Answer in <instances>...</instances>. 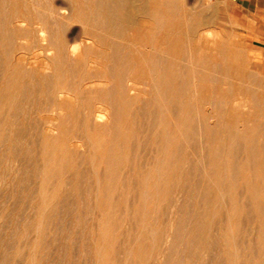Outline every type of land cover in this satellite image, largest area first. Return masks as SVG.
<instances>
[{
	"label": "rangeland",
	"instance_id": "1",
	"mask_svg": "<svg viewBox=\"0 0 264 264\" xmlns=\"http://www.w3.org/2000/svg\"><path fill=\"white\" fill-rule=\"evenodd\" d=\"M1 1H3V0H1ZM4 1L10 2L12 0H4ZM61 1H62L63 5L60 3ZM72 1L71 0H65V1H63V0H23L22 1L23 3L21 2V4H22L21 9H23L22 12L29 19V21H28L29 24H27L28 23L27 21L25 23L24 22L18 23V26H23V28L24 27L25 28L22 29V31H15V32L13 30L9 31L10 29H8L7 26L4 25V23L2 24L3 25V29H2L3 33L1 31L0 35L5 37L4 38L6 41L5 46L9 50L8 49L6 50V48L4 46H3L4 48L0 47V58H1L0 59V102L2 101L0 103V114H1L0 115V125H1L0 126V134H1L0 137H2V139L0 138V141H1L0 142V144H1L0 145L1 146L0 147V169H1L0 170V264H94V263L96 264L97 262H98L97 264H136V263L137 264H142V263L143 264H157V263L158 264H230V263H233V264H250V263L251 264H255V263L256 264H264V251H263L264 250V238H263L264 237V234H263L264 233V200H263V198H264V174H263L264 173V167H263L264 166L263 165V161H264V155H263L264 154V151H263V149H264V120H263L264 119V58H262L260 56L254 57V54L251 51L250 46H248L246 43H244L241 36L239 35L237 28H236V25H237V21L239 19L238 17L240 16V14L235 10L233 5H231L229 3L227 4L226 2H218L216 0H163V3L165 4L164 5L165 9L168 7L169 8L172 7V9L176 11L178 23L182 29L181 30V37H182L181 39L183 40L184 43L186 42L185 43V49L186 50L188 49L187 51H189V50L193 51V52H191V56H192V54H195L194 57L192 56L193 60L195 62L193 64L196 65V67H194L193 70L190 68H189V70L186 69V67H185L187 65V64H185L186 62L182 63V66L184 65V67H183L184 71H186V72L188 71L187 72L188 74L194 73L195 76L197 75L196 79L195 78L193 79L192 77L191 78L188 77V78L184 79L185 84L189 85L186 88L192 90L194 88L193 82L195 81L196 84L200 82L198 86L202 85V87H201L202 90H204V89L208 90L209 94L206 93L207 94L206 96H208L209 100H207L205 102L206 104L202 103L201 105H200V103H196L197 101L195 100L194 104L200 105L198 107V109L195 110L193 108L194 110H192L190 108L191 110L187 109V111H186L188 113L191 112L192 114H195V115L197 114L196 121L198 120V123L196 126L198 127V130L194 128V127H196L195 125H193L191 128L186 127L188 129V131H187L188 135L194 134L193 136H195V138H196L195 141L191 142L192 144L189 143V145H191V146L193 145L192 146V149H193L192 153H194V154L188 156L187 161L184 162L185 164L187 163L186 166H185V164H183L181 166V169L179 170L178 175H175L177 178L175 176H172V179H170L171 177L168 179L160 178L158 180L159 182L158 181L156 182V186L154 185L153 190H152L153 193H151V195L147 199L143 200L141 205H139L141 218L139 216V220H137V222H133L132 221V218H133L132 217V214H133L132 208L134 207V202L131 198L128 199V196H129V194H132L135 191L136 184L130 180H132V178L135 177L134 174L137 171L141 170L142 172H145L146 167L147 168L149 167V166H147V164H148V159H149L148 156H149V153L151 151V146L149 147V144L145 142V138L142 136L145 135V137L147 136L148 138H149V135H150V138L152 136L151 135L152 128H150V127L148 128L147 125L144 124L145 119L141 118V119H137L135 121L134 116L136 117L139 114L145 115V114H149V113L154 112V111H150V110L147 111L145 109L144 110L142 109L143 111H141V109L139 108V107L142 108L143 106H145L147 104V103H143V102H145V100L147 101V99H149V97H151V95L148 94L150 89L141 85V82L138 79L128 78V77H125V79H123V78L122 79H115L113 77L112 72H113L115 65H111V62H109L107 60H103L102 58L98 57L99 56L98 51L100 49L97 45L96 38H93V35L96 34L95 33L96 31L86 30L83 27H81L82 25L80 23L73 24L74 27H73V25L70 27H66L63 30L64 33H63V31L60 32L61 33L60 38H61L62 44L61 43H59V44L55 43L54 44V42L53 43L51 42V39L48 40L49 36L47 38L44 35H42V33L40 31L41 29H39V28H41L40 26L43 25L44 23L50 21V18H51L50 16H52L51 14H49V13H51L50 11L54 8L53 10H57L58 12L62 13L63 9H64L63 14H67L68 10L66 8L70 5V3ZM110 1H111L113 6L116 5L115 8L117 10V14H118L117 18L119 20L116 18L114 23L116 25H118V26L120 25L122 27L119 35L122 34L120 36L122 38H124L125 40H127L126 43L128 42V39H129V41L130 40L133 41L135 38H140V39H143L144 41L149 40L148 42H151L155 38H159L165 34L164 25L167 22L168 18H166V17L168 15H167L166 11L163 9L160 10L158 16L155 15L151 9L152 8L151 4L149 5L150 0H125L124 3H120V0H116V1L110 0ZM178 1H180V2H178ZM256 1H257V7H260L261 5L259 4V1H264V0H256ZM36 2L40 3L39 6L37 7L38 13H32V10H30V9H32L31 4L36 3ZM73 2L74 3L80 2L81 4H83L84 0H78V1L74 0ZM136 2H138V3H136ZM174 2H176L178 6L176 4H174ZM134 4L137 7H135ZM40 5H41V7H40ZM180 6H181V9H180ZM261 7L263 8V6H261ZM246 8L249 9L251 7H246ZM14 9L17 10L18 8H14ZM44 9H46V10H44ZM247 9H245L244 12H247ZM42 10H44V11H42ZM66 10H67V12H66ZM182 10L184 12H182ZM40 11H41V13H40ZM145 13H147V14H145ZM189 15H190V18H189ZM42 16L44 17L43 18L44 22H42V18H41ZM148 16H150L151 18ZM184 21H186V22H184ZM158 23H159V25H158ZM181 23H183V24H181ZM124 24H126V25H124ZM137 25H139L141 28ZM183 25L187 28V29H185V31L183 30L185 28ZM33 26H34V28H33ZM158 27H160L161 29H159ZM31 28H32V30H31ZM75 28H76V30L78 29L77 32H76ZM162 28H163V30H162ZM73 29L75 31H73ZM122 30H123V32H122ZM126 30H127V32H126ZM78 31H80L81 33ZM87 31H88V33L85 34ZM24 32H26V33H24ZM36 32H38V34ZM91 32H92V34H91ZM143 32H145V33H143ZM150 32H151V34H150ZM15 33H17V34H15ZM39 33L42 36L39 35ZM52 33L55 34L56 32H52ZM71 33L74 35H72ZM147 33H149L150 36H152V37H150L149 34H147ZM9 34H13L15 37L13 35H9ZM144 34H145V36H144ZM37 35H39V37ZM25 36H27V37H25ZM34 36H35V38H34ZM74 36H75V38H74ZM77 36H79V37H77ZM70 37H71V41H70ZM78 38L80 40H78ZM41 39H43V40L40 41ZM186 39L188 41H186ZM13 42L17 46L14 45ZM50 42L53 46L50 44ZM111 42L117 43V39L116 38L112 39ZM193 42L196 43L195 47H194ZM9 43L10 44L13 43V44L10 45ZM27 43H28V45H27ZM207 45H208V47H207ZM36 46L37 47L39 46L38 49ZM94 46H97V47H94ZM53 47H55V48H53ZM191 48H193V49H191ZM63 51H65V52H63ZM69 51L70 52L72 51L73 53L72 52L70 53ZM213 52H215V55ZM12 53H13V56H12ZM52 53H54V54H52ZM93 54H94V56H93ZM50 55H52V56H50ZM84 55H86V56H84ZM197 55H199V56H197ZM57 56H59V63L62 66L61 65H55V66L49 65L51 63V60H54ZM85 57H86V59H85ZM97 57H98V59H97ZM196 58H197V61L199 60L198 62H196ZM7 59L9 61H7ZM214 59H215V61H214ZM216 59H218V60H216ZM4 60H5V62H4ZM86 61H87V63H86ZM96 61H97V63H96ZM39 62L41 65L38 64ZM47 62H49L48 66H50V67H47V65H45V64H47ZM75 62H76V64H74ZM88 64H90V65H88ZM204 64H206V65H204ZM213 65L214 66L216 65V67H213ZM219 66L221 68H219ZM79 67H81V68H79ZM97 67H99V68H97ZM101 67L103 68V70H101ZM215 68H217V69H215ZM11 69H13V70H11ZM38 69H39V71H38ZM79 69H81V70H79ZM212 69L214 71H217V72H214ZM201 70L206 71V74L204 76L200 75ZM222 72H224L225 74H223ZM27 73H29V74H27ZM55 73H56V75H55ZM212 73H214V74H212ZM31 74H32V77H31ZM43 74H45L46 76H44ZM63 74H64V76H62ZM222 74H223V76H222ZM47 75H50L51 77L47 76ZM213 75H214V77H213ZM228 76H231V77H228ZM26 77H27V79H26ZM28 77H30V78H28ZM198 77H200V78H198ZM255 77H257V78H255ZM249 78L254 83L253 82L251 83ZM98 79H100V80H98ZM199 79H201V80L199 81ZM124 80L128 81V82L130 81V83H129L130 87H132L135 91L124 92L125 94H127V96H125V94L123 92L118 93L116 96L112 95V93H111L112 87L116 88L119 85L120 86L122 85V87L125 86L122 83ZM24 81H25V83H24ZM20 82H22V83H20ZM229 82H230V85H229ZM18 83L20 85H18ZM248 83H251V85H253V87L255 89H257L256 94H255L256 97L249 95L248 90H247L248 89L247 88ZM24 84L25 85L29 84L30 86H28V85L25 86ZM62 84H65V87ZM256 84H258V85H256ZM22 85H23V88H22ZM222 85H224V86H222ZM32 86H34L35 88L33 89ZM43 86H44V88H43ZM62 87H64L63 91H62ZM90 87H92V88H90ZM105 87H107L108 89ZM260 87H262V88H260ZM198 88L200 89V87H198ZM109 89H110V91H109ZM17 90H19L18 91L19 94H18ZM64 90H66V91H64ZM40 91H43V92H40ZM80 91H82V92H80ZM210 91H212V92H210ZM24 92H26L27 94ZM56 92H57V94H56ZM129 93L131 96L129 95ZM186 93H187L186 94L187 98H186L185 94H183V98L184 99L186 98L185 103H187V104L193 103L192 100L191 101H188V100L192 99L194 94L190 93V92H186ZM231 93H232V95H231ZM237 93H238V95H237ZM86 94H88V95H86ZM199 94L201 95V92ZM199 94H198V97H200ZM216 94L217 95L219 94V95L217 96ZM222 94H223V96H222ZM27 95H28V97H27ZM37 95L38 96L41 95V97H38ZM79 95H81V98H79L80 97ZM145 95H146V98H145ZM227 95H229V96H227ZM212 96H213V98H212ZM239 96H241V97H239ZM5 97L7 99H5ZM15 97H16V99L13 100V98H15ZM109 97H111V98L114 97V99H117L118 102L116 104H118L119 106L121 105L123 107L115 108L117 106L111 104V102L108 101L107 98H109ZM133 97H134V99H133ZM262 97H263V99H262ZM36 98H38V99H36ZM230 98H232V99H230ZM247 98L251 99V101H252L251 104L253 107H255V106L258 107V108H256L257 111L255 108H254L255 111H253V109H250V110L246 109L245 110L242 108L243 103L249 102V100ZM61 99H62V101H61ZM81 99H82V101H81ZM256 99L258 100L257 103L255 101ZM41 100H42V102H41ZM121 100H122V103H121ZM14 101L16 103H14ZM35 101H36V103H35ZM238 101L239 102L241 101V102L239 103ZM45 102H48V103H45ZM81 102H82V104H81ZM76 103H77V105H76ZM31 105H32V107H31ZM232 105H234V106H232ZM64 106H65V108H64ZM81 106L83 108H81ZM124 106H126V107H124ZM25 107H27V108H25ZM131 107H132V109H131ZM20 108L21 109L23 108V109L21 110ZM123 108H124V114L122 112ZM238 108H240V109H238ZM259 108L261 111L259 110ZM78 109H79V111H78ZM126 109H128V110H126ZM32 110H33V113H32ZM39 111H40V113H39ZM129 111H130V114H129ZM241 111H242V113H241ZM20 112H22V113H20ZM24 112H26V113H24ZM27 112H28V114H27ZM221 112H222V114H221ZM95 113H96V115H95ZM105 113H107V114L109 113V115H107ZM236 113L239 115H237ZM250 113L253 114L254 116H248V115H251ZM100 114H101V116H100ZM104 114H105V116H103ZM131 114L133 116L134 122H136V123H134V122L130 123L129 122L131 124L130 125V124H127L126 119L128 118V115H131ZM202 114L205 116H203ZM216 114H218V115H216ZM232 114L234 115V117ZM242 114H243V116H242ZM92 115H95V116L93 117ZM119 115L121 116V119L119 118L120 117ZM9 116H11V117L8 118ZM16 117H18L19 119ZM75 117H77V118H75ZM80 117H82V118H80ZM104 117H105V119H104ZM112 117H113V119L114 118L115 119L113 120ZM206 117H208V118H206ZM216 117H218L219 119ZM2 118L5 121H3ZM13 118L14 119L16 118V119L14 120ZM69 118H71V119H69ZM210 118H212V119H210ZM10 119H11V121H10ZM57 119H58V121H57ZM8 120H9V123H8ZM84 120H86V122ZM102 120H103V122H102ZM232 120L234 121V123L231 122ZM254 120H256V121H254ZM1 121L3 123H1ZM124 121H126V122H124ZM245 121H246V123H245ZM12 122H13V124H11ZM44 122H45V124H44ZM113 122H114V124H111ZM253 122H254V124H253ZM18 123H19V126H18ZM54 123H56V124H54ZM104 123H107V124H104ZM119 123H121V125ZM3 124H4V126H3ZM7 124H8V126L10 124L11 127L9 128L7 126ZM40 124H41V126H40ZM43 124L45 126H43ZM85 124H87V126ZM91 124H93V125H91ZM110 124L113 125V126H111L112 128H110ZM137 124H139V125H137ZM142 124H144V125H142ZM234 124H235V126H234ZM88 125H90V126H88ZM135 125H137V126H135ZM6 126H7V128H6ZM210 126H212L214 129L212 127L210 128ZM113 127H114V129H113ZM36 128H38V129H36ZM48 128L50 129V131ZM67 128H68V131H67ZM156 128H157V130L161 129V127H156ZM208 128L211 131H209ZM228 128H229V130H228ZM61 129H63V131H61ZM84 129L87 131H85ZM91 129H92V131H91ZM111 129L113 131H116V132H113ZM141 129L144 130L146 133L144 131H142ZM149 129H150V131H149ZM203 129L205 132L203 131ZM244 129H245V132L243 134H241V131H243ZM38 130H40V131H38ZM147 130H148V132H147ZM10 131H12V132H10ZM233 131L235 132V134ZM9 132L11 134L14 133V135H10ZM85 132H87V133H85ZM120 132H121V134H120ZM4 133H6V134L4 135ZM18 133H19V135H18ZM36 133H37V135H36ZM59 133H60V136H59ZM51 134H53V135L51 136ZM128 135H129V140H128ZM133 135H135V136H133ZM204 135L206 137V139H205V137H203V139L205 140V141L203 140L204 144L202 141L197 142L199 140V138H202V136H204ZM211 135H212V137H211ZM19 136H20V138H19ZM117 136L118 137L120 136V138H119L120 140L118 139ZM130 136L134 137V141ZM10 137H12L13 139L11 138V140H10ZM64 137H66V138H64ZM113 137H115V138H113ZM231 137L232 138L233 137H239L241 139L237 142H234V144L236 146L241 145L240 147H242L243 151H241L242 149L239 150V152L241 151L239 153V158L233 157V158H230V160H229V158H226L225 159L226 161L225 160L222 161L223 159L221 158L220 155H218V154H220V152H219L220 148L219 147H222V146L229 147L232 144ZM51 138L53 140H50ZM111 138H112V140H111ZM41 139H43L42 142H41ZM96 139L98 140V142ZM103 140H104V142H103ZM209 141H211V142H209ZM250 141H251V143H249ZM2 142L4 145L2 144ZM25 143H26V145H25ZM41 143H43V144L40 145ZM105 143H106V145H105ZM194 143H197L198 145L197 144L195 145ZM236 143H238V144H236ZM89 144L93 148H91V147L89 148ZM138 144H140V145H138ZM209 144H210V146H209ZM251 144H253V146ZM10 146H12V147H10ZM28 146L31 150L28 148ZM59 146L62 148H60ZM198 146H199V148H198ZM202 146L203 147L205 146L207 148L206 149L207 151H204V154L202 155L203 157L200 154V149ZM41 147H43L44 149ZM130 147L133 148L132 149L133 151L131 150ZM243 147H245V148H243ZM115 148L117 151L115 150ZM22 149H23V151H22ZM123 149H124V151H123ZM40 150L41 151L44 150V151L41 152ZM105 150L107 152H105ZM120 150H121V152H120ZM138 150H141L140 154H139ZM60 151H61V153H63V156L60 153ZM142 151H143V153H142ZM10 152H11V154H10ZM57 152H59V154H57ZM125 152H126V154H125ZM135 153H137V154H135ZM250 153H251V155L256 156L257 158L256 157L253 158L250 155ZM31 154L33 157L31 156ZM68 154H70V155H68ZM86 155H88V156L86 157ZM97 155H99V156H97ZM104 155H106V156H104ZM196 155L198 156L197 158L194 157ZM132 156H134V157H132ZM190 156H192V157H190ZM16 157H18V159ZM30 157L32 159H30ZM35 157H36V159H35ZM19 158H21V159H19ZM104 158L106 159L107 162L109 161L108 164L106 163ZM198 158L201 160L199 161ZM56 159H57V161H56ZM193 159H195V160H193ZM258 159H260V160H258ZM34 160H35V162H34ZM113 160L115 161V163ZM116 160H117V162H120V163L118 164L116 162ZM139 160H140V164H139ZM189 160H191V161H189ZM232 160L234 162L235 161L238 162V164H236L235 167L230 165V162ZM36 161H37V164H36ZM95 161H97V162L95 163ZM141 161H142V163H141ZM145 161L147 162V164ZM32 162L35 165H33ZM43 162H45V164H43ZM84 162H86V163H84ZM188 162L190 164H188ZM191 162L194 165H191ZM222 162H224V163H222ZM237 162H235V163H237ZM241 162H243V163H241ZM92 163H94V164H92ZM198 163L200 164V166ZM250 163H252V165ZM84 164H85V166H84ZM115 164H117V165L114 166ZM127 164H129V165H127ZM134 165L136 167H134ZM259 165L261 168L259 167ZM113 166H114V169H113ZM129 166H130V168H129ZM222 166L223 167L225 166L224 167L225 171H223ZM241 166L243 167L244 170L242 169ZM43 167H45V168L43 169ZM126 167H128V168H126ZM164 167L166 168V166H163V165L160 167L162 169H160L159 175L163 174L164 169H165ZM208 167H210V168H208ZM216 167H218V168H216ZM256 167L257 168L259 167V169H257ZM75 168H77V169H75ZM91 168H93V169H91ZM252 168H254V169H252ZM120 169H121V171H120ZM211 170H212V172H211ZM236 170H237V172H235ZM241 170H243V171H241ZM37 171H38V173H37ZM205 171H207V172H205ZM43 172L45 173L44 175H43ZM255 172H258V173H255ZM112 173H114V174H112ZM233 174H234V177H232ZM260 174H263V175H260ZM218 175L221 176V178ZM255 175H257V177ZM81 176H83V177H81ZM109 176H110V178H109ZM205 176L207 177L206 179L204 178ZM208 176L210 178H208ZM226 176H227V178H226ZM26 177H28V178L26 179ZM104 177H106V178H104ZM111 177H113V178H111ZM61 179H62V181H61ZM230 179L232 180V182H230L231 181ZM68 180L70 181V183ZM111 180H112V182H111ZM203 180H205V182ZM249 180H251V181H249ZM129 181H130V183H129ZM238 181L240 183H238ZM61 182L64 185L61 184ZM107 182H109V184ZM104 183H106V184L104 185ZM192 183H194V184H192ZM243 183H244V185H243ZM59 184H61V186ZM115 184H117V185H115ZM170 184H171V186H170ZM224 184H226V185L224 186V189H223L222 185H224ZM133 185H135V187ZM249 185H251V186L249 187ZM39 189L41 190V192H39L40 191ZM132 190H133V192H132ZM215 190H217V191H215ZM60 191H61V193H60ZM212 191H213V193H212ZM239 191H241V192H239ZM156 194L158 196L159 195L160 196L157 197ZM155 195H156V197H155ZM220 195H221V197H220ZM256 197H257V199H256ZM40 198L42 199V201ZM156 198H158V199H156ZM195 198H197V199H195ZM245 198H247V199H245ZM259 200H260V202H259ZM144 201L146 202L145 204H144ZM154 201H156L157 204ZM40 203H42V205H40ZM48 203H49V205H48ZM218 204H221V207H222L221 209L219 208L220 205H218ZM223 204H226V205H223ZM41 206L43 207V209ZM176 206L178 208H175ZM196 206L198 207V210H197ZM46 207H47V209H45ZM50 207H52V208H50ZM141 207H142V209H141ZM213 207L216 209H214ZM248 207H250V208H248ZM219 209H220V211H219ZM42 211L47 212V214L43 213ZM176 212H178V213H176ZM259 212H260V215H259ZM212 214H213V216H212ZM43 215H45V216H43ZM220 217H221V219H220ZM184 220H185V222H184ZM130 223H131V225H130ZM241 223H242V225H241ZM38 224L39 225L41 224V226H39ZM225 224H227V225H225ZM248 224H249V226H248ZM245 225H247V226H245ZM254 225H256V226L254 227ZM232 227H233V229H232ZM208 229H210V231ZM159 231H161V232H159ZM169 231H170V233H169ZM100 232H102V233H100ZM249 232H250V234H249ZM251 232H253V233H251ZM102 234H104L103 237H102ZM220 234H221V236H220ZM125 236H127V237H125ZM241 236H243V237H241ZM167 237H168V239H167ZM205 237H206V239H204ZM244 237L246 239H243ZM103 239H104V241H102ZM109 240L111 243L109 242ZM121 240L124 242H122ZM238 242H240V243L238 244ZM258 243H259V245H258ZM206 244H207V246H206ZM230 247H232V248H230ZM255 247H257V248H255ZM194 248H196L197 250ZM199 250H200V252H203V253L198 252ZM196 252H198V254ZM204 252H207V253L204 254ZM245 252L247 254H245ZM151 254L153 255V257H151L152 256ZM124 255H125V257H124ZM160 256H162V258ZM130 258H132V259H130ZM159 258H161V260ZM255 260H256V262H254ZM228 261H230V263Z\"/></svg>",
	"mask_w": 264,
	"mask_h": 264
},
{
	"label": "bare ground",
	"instance_id": "2",
	"mask_svg": "<svg viewBox=\"0 0 264 264\" xmlns=\"http://www.w3.org/2000/svg\"><path fill=\"white\" fill-rule=\"evenodd\" d=\"M23 1V0H22ZM21 0H12V1H10V2H5L4 0L3 1H1L0 0V32L2 31V29H3V23H4V25L5 26H7V28L8 29H10L9 31H11V30H13L14 32L15 31H22V29H24L23 28V26H18V23H25L26 21L28 22L29 21V19L26 17V15L22 12V10L23 9H21V6H22V4H21V2H22ZM63 1H65V0H63ZM72 1V0H71ZM74 1V0H73ZM71 2L70 3V5L66 8L67 10H68V13L67 14H63V12H64V9H63V12L62 13H60V12H58L57 10H49L51 13H49V14H51L52 16H50L51 18H50V21H48V22H46V23H44L43 25H41L40 27L41 28H39V29H41L40 31H41V33H42V35H44L45 37H47L48 38V36H49V39L48 40H50L51 39V42L53 43L54 42V44L55 43H61V38H60V36H61V33L60 32H62L66 27H70V26H72L73 24H76V23H80L82 26L81 27H83L84 29H86V30H92V31H96L95 33L96 34H94L93 35V38H96V40H97V45H98V47H99V51H98V57L99 58H102L103 60H107V61H109V62H111V65H115L114 66V69H113V72H112V75H113V77L115 78V79H125V77H128V78H134V79H138L140 82H141V85H143L144 87H146V88H149L150 89V91L148 92V94L149 95H151V97H149V99H147V101L145 100V102H143V103H147L145 106H143L142 108L141 107H139L140 109H141V111H143L144 109L145 110H150V111H154L153 113H149V114H145V115H137L136 117L134 116V119H135V121L137 120V119H141V118H144L145 119V123L144 124H146L147 125V127L149 128H152V132H151V138H150V135H149V138L146 136L145 137V135L144 136H142V137H144L145 138V142L146 143H148L149 144V147L151 146V151H150V153H149V159H148V164H147V162H146V164H147V166H149L148 168L146 167V171L145 172H142L141 170L140 171H137L134 175H135V177H133L132 178V180H130V181H132V182H134L135 184H136V188H135V191L133 192V190H132V194H129V196H128V199H132L133 200V202H134V207L132 208L133 209V211H132V221L133 222H137V220H139V216H140V210H139V205H141V203L143 202V200H145V199H147L150 195H151V193H153V187H154V185L156 186V182L160 179V178H162V179H168V178H170V179H172V176H175V175H178V173H179V170L181 169V166L183 165V164H185L184 162L185 161H187V159H188V156L189 155H193L194 153H192V146L191 145H189V143H191L192 141H195L196 140V138H195V136H193V135H188V133H187V131H188V129L186 128V127H189V128H191L193 125H197V123H198V120L196 121V119H197V114L195 115V114H192L190 111V113H188V112H186L187 111V109H192V110H196V109H198V107L202 104V103H205L207 100H209L208 99V96H206L207 94L206 93H208V90H206V89H204V90H202L201 89V87H202V85H200V86H198L199 85V83H197L196 84V82L194 81L193 82V86H194V88L191 90V89H187L186 87L187 86H189V85H186L185 84V78H188V77H192L193 79L195 78L196 79V76L194 75V73H192V74H188L186 71H184L183 69V67H184V65L182 66V63L183 62H186L185 64H187L185 67H186V69H188L189 70V68L190 69H194V67H196V65H194L193 63H195L194 62V60H193V57H194V55L195 54H192V56H191V52H193V51H187L186 49H185V43L183 42V40L181 39L182 37H181V27L179 26V23H178V18H177V16H176V11L175 10H173L172 9V7L171 8H166L165 9V7H164V3H163V0H150V3H149V5L151 4V9H152V11H153V13L155 14V15H157L158 16V14H159V12H160V10H165L166 11V13H167V17L166 18H168L167 19V22L165 23V25H164V29H165V34L163 35V36H161V37H159V38H155L154 40H152L151 42H148V41H144L143 39H140V38H135L133 41H129V39H128V42L126 43V41L127 40H125L124 38H122L120 35H122V34H120L119 35V33L121 32V29H122V27L119 25H116L114 22H115V20H116V18H117V10H116V5H112V3H111V1L110 0H84V3L83 4H81L80 2ZM76 1V0H75ZM78 1V0H77ZM114 1V0H113ZM116 1V0H115ZM29 2V1H28ZM35 2V1H34ZM125 2V0H120V3H124ZM147 2V1H146ZM165 2V1H164ZM178 2H180V1H178ZM185 2V1H184ZM23 3V2H22ZM27 3V2H26ZM61 4H62V1L60 2ZM114 3V2H113ZM134 3V2H133ZM132 3V4H133ZM136 3H138V2H136ZM39 4L40 3H38V2H36V3H32L31 4V8L32 9H30V10H32V13H38V9H37V7L39 6ZM116 4V3H115ZM140 4V3H139ZM173 4V3H172ZM174 4H176L177 5V3L176 2H174ZM53 5V4H52ZM57 5V4H56ZM63 5V4H62ZM182 5V4H181ZM26 6V5H25ZM129 6V5H128ZM127 6V7H128ZM134 6H135V4H134ZM144 6V5H143ZM170 6V5H169ZM178 6V5H177ZM184 6V5H183ZM40 7H41V5H40ZM135 7H137V6H135ZM14 8H18L17 10H15ZM133 8V7H132ZM144 8V7H143ZM149 8V7H148ZM27 9V8H26ZM123 9V8H122ZM147 9V8H146ZM180 9H181V6H180ZM44 10H46V9H44ZM44 10H42V11H44ZM67 10H66V12H67ZM138 10V9H137ZM136 11V10H135ZM145 12V11H144ZM150 12V11H149ZM148 12V13H149ZM182 12H184L183 10H182ZM26 13V12H25ZM40 13H41V11H40ZM47 13V14H48ZM152 13V12H151ZM165 13V12H164ZM165 13V14H166ZM27 14V13H26ZM137 14V13H136ZM145 14H147V13H145ZM186 14V13H185ZM184 14V15H185ZM33 15V14H32ZM35 15V14H34ZM42 15V14H41ZM37 16V15H36ZM40 16V15H39ZM44 16V15H43ZM41 17L42 18V22H44V20H43V18L44 17ZM121 16V15H120ZM181 16V15H180ZM123 17V16H122ZM148 17H150V16H148ZM153 17V16H152ZM40 18V19H41ZM48 18V17H47ZM151 18V17H150ZM185 18V17H184ZM189 18H190V15H189ZM188 18V19H189ZM196 18V17H195ZM118 19V18H117ZM125 19V18H124ZM199 19V18H198ZM35 20V19H34ZM119 20V19H118ZM163 20V19H162ZM40 21V20H39ZM121 21V20H120ZM181 21V20H180ZM188 21V20H187ZM32 22V21H31ZM41 22V21H40ZM184 22H186V21H184ZM27 24H29V22L27 23ZM36 24V23H35ZM161 24V25H162ZM181 24H183V23H181ZM192 24V23H191ZM40 25V24H39ZM124 25H126V24H124ZM158 25H159V23H158ZM35 26V25H34ZM34 26H33V28H34ZM137 26H139V25H137ZM184 26V25H183ZM38 27V26H37ZM73 27H74V25H73ZM140 27V26H139ZM185 27V26H184ZM134 28V27H133ZM141 28V27H140ZM156 28V27H155ZM159 29H161L160 27H158ZM71 29V28H70ZM185 29H187L186 27L183 29L184 31H185ZM191 29V28H190ZM31 30H32V28H31ZM30 30V31H31ZM68 30V29H67ZM75 30H76V28H75ZM74 29H73V31H75ZM78 30V29H77ZM77 30H76V32H77ZM114 30V31H113ZM162 30H163V28H162ZM7 31V30H6ZM5 31V32H6ZM24 31V30H23ZM34 31V30H33ZM66 31V30H65ZM81 31V30H80ZM80 31H78V32H80ZM146 31V30H145ZM187 31V30H186ZM52 32H56L55 34L54 33H52ZM90 32V31H89ZM122 32H123V30H122ZM126 32H127V30H126ZM136 32V31H135ZM162 32V31H161ZM2 33H3V31H2ZM24 33H26V32H24ZM28 33V32H27ZM34 33V32H33ZM37 34H38V32H36ZM63 33H64V31H63ZM81 33V32H80ZM88 33V31L85 33V34H87ZM143 33H145V32H143ZM163 33V32H162ZM14 34V33H13ZM13 34H9V35H13ZM15 34H17V33H15ZM23 34V33H22ZM35 34V33H34ZM72 34V33H71ZM70 34V35H71ZM79 34V33H78ZM91 34H92V32H91ZM90 34V35H91ZM132 34V33H131ZM130 34V35H131ZM142 34V33H141ZM147 34H149V33H147ZM150 34H151V32H150ZM150 34H149V36H150ZM154 34V33H153ZM152 34V35H153ZM190 34V33H189ZM5 35V34H4ZM26 35V34H25ZM32 35V34H31ZM39 35H41L40 33H39ZM39 35H37L38 37H39ZM41 35V36H42ZM64 35V34H63ZM72 35H74V34H72ZM125 35V34H124ZM135 35V34H134ZM185 35V34H184ZM188 35V34H187ZM14 36V35H13ZM12 36V37H13ZM40 36V37H41ZM43 36V37H44ZM80 36V35H79ZM79 36H77V37H79ZM133 36V35H132ZM142 36V35H141ZM144 36H145V34H144ZM143 36V37H144ZM15 37V36H14ZM13 37V38H14ZM25 37H27V36H25ZM72 37V36H71ZM71 37H70V41H71ZM125 37V36H124ZM150 37H152V36H150ZM5 37H3L2 35H0V47H5L6 48V46H5V39H4ZM7 38V37H6ZM34 38H35V36H34ZM74 38H75V36H74ZM117 39V43L116 42H111V40L112 39ZM21 39V38H20ZM91 39V38H90ZM133 39V38H132ZM13 40V39H12ZM39 40V39H38ZM43 39H41L40 41H42ZM78 40H80L79 38H78ZM11 41V40H10ZM15 41V40H14ZM22 41V40H21ZM186 41H188L187 39H186ZM51 42H50V44H51ZM191 42V41H190ZM200 42V41H199ZM14 43V42H13ZM12 43V44H13ZM25 43V42H24ZM23 43V44H24ZM44 43V42H43ZM194 43V42H193ZM207 43V42H206ZM10 44V43H9ZM12 44H10V45H12ZM57 44V45H58ZM62 44V43H61ZM128 44V45H127ZM188 44V43H187ZM192 44V43H191ZM201 44V43H200ZM14 45H16L15 43H14ZM13 45V46H14ZM27 45H28V43H27ZM34 45V44H33ZM43 45V44H42ZM52 45V44H51ZM189 45V44H188ZM195 45H196V43H194V47H195ZM211 45V44H210ZM17 46V45H16ZM35 46V45H34ZM46 46V45H45ZM53 46V45H52ZM59 46V45H58ZM3 47V48H4ZM23 47V46H22ZM37 47V46H36ZM39 47V46H38ZM38 47H37V49H38ZM61 47V46H60ZM82 47V46H81ZM94 47H97V46H94ZM130 47V48H129ZM188 47V46H187ZM186 47V48H187ZM205 47V46H204ZM207 47H208V45H207ZM211 47V46H210ZM13 48V47H12ZM25 48V47H24ZM35 48V47H34ZM53 48H55V47H53ZM69 48V47H68ZM8 48H6V50H7ZM29 49V48H28ZM40 49V48H39ZM42 49V48H41ZM44 49V48H43ZM59 49V48H58ZM66 49V48H65ZM97 49V48H96ZM190 49V48H189ZM191 49H193V48H191ZM9 50V49H8ZM32 50V49H31ZM68 50V49H67ZM3 51V50H2ZM21 51V50H20ZM23 51V50H22ZM28 51V50H27ZM44 51V50H43ZM97 51V50H96ZM198 51V50H197ZM63 52H65V51H63ZM70 52V51H69ZM72 52V51H71ZM70 52V53H71ZM87 52V51H86ZM95 52V51H94ZM16 53V52H15ZM48 53V52H47ZM50 53V52H49ZM73 53V52H72ZM199 53V52H198ZM214 53V55H215V52H213ZM51 54V53H50ZM52 54H54V53H52ZM69 54V53H68ZM97 54V53H96ZM203 54V53H202ZM48 55V54H47ZM205 55V54H204ZM210 55V54H209ZM213 55V56H214ZM12 56H13V53H12ZM49 56V55H48ZM50 56H52V55H50ZM74 56V55H73ZM84 56H86V55H84ZM93 56H94V54H93ZM197 56H199V55H197ZM196 56V57H197ZM217 56V55H216ZM10 57V56H9ZM72 57V56H71ZM98 57H97V59H98ZM46 58V57H45ZM67 58V57H66ZM207 58V57H206ZM220 58V57H219ZM1 59V58H0ZM54 59V58H53ZM64 59V58H63ZM85 59H86V57H85ZM96 59V60H97ZM203 59V58H202ZM6 60V59H5ZM5 60H4V62H5ZM205 60V59H204ZM216 60H218V59H216ZM7 61H9L8 59H7ZM62 61V60H61ZM199 61V60H198ZM197 61V58H196V62H198ZM214 61H215V59H214ZM65 62V61H64ZM70 62V61H69ZM7 63V62H6ZM5 63V64H6ZM42 63V62H41ZM48 63L49 62H47V64H45V65H47V67H50V66H48ZM86 63H87V61H86ZM90 63V62H89ZM96 63H97V61H96ZM216 63V62H215ZM9 64V63H8ZM14 64V63H13ZM17 64V63H16ZM38 64H40V62L38 63ZM43 64V63H42ZM73 64V63H72ZM71 64V65H72ZM74 64H76V62L74 63ZM25 65V64H24ZM41 65V64H40ZM49 65H61L60 63H59V56H57L54 60H51V63L49 64ZM88 65H90V64H88ZM97 65V64H96ZM95 65V66H96ZM204 65H206V64H204ZM203 65V66H204ZM218 65V64H217ZM62 66V65H61ZM73 66V65H72ZM208 66V65H207ZM221 66V65H220ZM219 66V68H221ZM223 66V65H222ZM227 66V65H226ZM23 67V66H22ZM199 67V66H198ZM201 67V66H200ZM213 67H216V65L214 66L213 65ZM232 67V66H231ZM234 67V66H233ZM68 68V67H67ZM71 68V67H70ZM79 68H81V67H79ZM97 68H99V67H97ZM202 68V67H201ZM96 69V68H95ZM215 69H217V68H215ZM228 69V68H227ZM11 70H13V69H11ZM79 70H81V69H79ZM98 70V69H97ZM100 70V69H99ZM101 70H103V68L101 67ZM213 70V69H212ZM219 70V69H218ZM221 70V69H220ZM224 70V69H223ZM231 70V69H230ZM33 71V70H32ZM38 71H39V69H38ZM214 71V70H213ZM237 71V70H236ZM8 72V71H7ZM17 72V71H16ZM60 72V71H59ZM214 72H217V71H214ZM9 73V72H8ZM39 73V72H38ZM46 73V72H45ZM51 73V72H50ZM90 73V72H89ZM223 74H225L224 72H222ZM245 73V72H244ZM27 74H29V73H27ZM52 74V73H51ZM206 74V71L205 70H201L200 71V75H202V76H204ZM212 74H214V73H212ZM221 74V73H220ZM223 74H222V76H223ZM6 75V74H5ZM44 76H46L45 74H43ZM55 75H56V73H55ZM75 75V74H74ZM208 75V74H207ZM211 75V74H210ZM47 76H50V75H47ZM62 76H64V74L62 75ZM66 76V75H65ZM111 76V75H110ZM212 76V75H211ZM246 76V75H245ZM31 77H32V74H31ZM51 77V76H50ZM84 77V76H83ZM95 77V76H94ZM213 77H214V75H213ZM227 77V76H226ZM228 77H231V76H228ZM249 77V76H248ZM247 77V78H248ZM254 77V76H253ZM17 78V77H16ZM28 78H30V77H28ZM60 78V77H59ZM70 78V77H69ZM93 78V77H92ZM198 78H200V77H198ZM208 78V77H207ZM221 78V77H220ZM240 78V77H239ZM255 78H257V77H255ZM26 79H27V77H26ZM25 79V80H26ZM63 79V78H62ZM66 79V78H65ZM72 79V78H71ZM230 79V78H229ZM243 79V78H242ZM46 80V79H45ZM56 80V79H55ZM54 80V81H55ZM89 80V79H88ZM98 80H100V79H98ZM109 80V79H108ZM107 80V81H108ZM201 79H199V81H200ZM249 80H250V82L252 83L253 81H251V79L249 78ZM15 81V80H14ZM21 81V80H20ZM27 81V80H26ZM64 81V80H63ZM66 81V80H65ZM69 81V80H68ZM19 82V81H18ZM30 82V81H29ZM67 82V81H66ZM89 82V81H88ZM109 82V81H108ZM205 82V81H204ZM213 82V81H212ZM20 83H22V82H20ZM24 83H25V81H24ZM32 83V82H31ZM30 83V84H31ZM40 83V82H39ZM50 83V82H49ZM56 83V82H55ZM70 83V82H69ZM73 83V82H72ZM87 83V82H86ZM119 83V82H118ZM121 83V82H120ZM125 86H123L122 87V85L120 86H118V87H112V90H111V93H112V95H117L118 93H121V92H133V91H135L132 87H130V81L128 82V81H123L122 82ZM138 83V82H137ZM251 83H248L247 84V90H248V93H249V95L250 96H253V97H256L255 96V94H256V91H257V89H255L254 87H253V85H251ZM254 83V82H253ZM259 83V82H258ZM41 84V83H40ZM71 84V83H70ZM77 84V83H76ZM84 84V83H83ZM189 84V83H188ZM191 84V83H190ZM18 85H20L19 83H18ZM25 85V84H24ZM26 85H28V86H30L29 84H26ZM25 85V86H26ZM46 85V84H45ZM54 85V84H53ZM62 85H64V87H65V84H62ZM72 85V84H71ZM70 85V86H71ZM75 85V84H74ZM115 85V84H114ZM209 85V84H208ZM225 85V84H224ZM224 85H222V86H224ZM229 85H230V82H229ZM241 85V84H240ZM256 85H258V84H256ZM3 86V85H2ZM7 86V85H6ZM24 86V87H25ZM80 86V85H79ZM137 86V85H136ZM139 86V85H138ZM210 86V85H209ZM19 87V86H18ZM33 87V89L35 88L34 86H32ZM38 87V86H37ZM49 87V86H48ZM57 87V86H56ZM64 87H62V91H63V88ZM142 87V86H141ZM140 87V88H141ZM143 87V88H144ZM198 87H200V89L198 88ZM3 88V87H2ZM21 88V87H20ZM22 88H23V85H22ZM29 88V87H28ZM43 88H44V86H43ZM42 88V89H43ZM54 88V87H53ZM67 88V87H66ZM90 88H92V87H90ZM105 88H107V87H105ZM205 88V87H204ZM215 88V87H214ZM257 88V87H256ZM260 88H262V87H260ZM259 88V89H260ZM19 89V88H18ZM76 89V88H75ZM108 89V88H107ZM211 89V88H210ZM218 89V88H217ZM226 89V88H225ZM224 89V90H225ZM244 89V88H243ZM32 90V89H31ZM41 90V89H40ZM67 90V89H66ZM66 90H64V91H66ZM88 90V89H87ZM220 90V89H219ZM218 90V91H219ZM19 90H17V92H18ZM39 91V90H38ZM107 91V90H106ZM109 91H110V89H109ZM215 91V90H214ZM213 91V92H214ZM259 91V90H258ZM22 92V91H21ZM29 92V91H28ZM40 92H43V91H40ZM80 92H82V91H80ZM89 92V91H88ZM104 92V91H103ZM186 92H190V93H193L194 95H193V97H192V99H190V100H188V101H193V103H189V104H187V103H185V101H186V98H187V93ZM201 92V95L199 94ZM210 92H212V91H210ZM216 92V91H215ZM241 92V91H240ZM24 93H26V92H24ZM45 93V92H44ZM47 93V92H46ZM67 93V92H66ZM96 93V92H95ZM105 93V92H104ZM110 93V92H109ZM218 93V92H217ZM230 93V92H229ZM7 94V93H6ZM17 94V93H16ZM18 94H19V92H18ZM17 94V95H18ZM27 94V93H26ZM36 94V93H35ZM56 94H57V92H56ZM69 94V93H68ZM81 94V93H80ZM89 94V93H88ZM88 94H86V95H88ZM93 94V93H92ZM125 94V93H124ZM134 94V93H133ZM183 94H185V96H186V98L184 99L183 98ZM198 94L200 95V97H198ZM209 94V93H208ZM25 95V94H24ZM32 95V94H31ZM129 95H130V93H129ZM190 95V94H189ZM211 95V94H210ZM217 95V94H216ZM219 95V94H218ZM217 95V96H218ZM231 95H232V93H231ZM237 95H238V93H237ZM244 95V94H243ZM2 96V95H1ZM38 96V95H37ZM48 96V95H47ZM80 97L79 98H81V95H79ZM90 96V95H89ZM88 96V97H89ZM101 96V95H100ZM121 96V95H120ZM125 96H127V94H125ZM131 96V95H130ZM184 96V97H185ZM216 96V97H217ZM222 96H223V94H222ZM227 96H229V95H227ZM7 97V96H6ZM5 97V99H7ZM21 97V96H20ZM24 97V96H23ZM27 97H28V95H27ZM38 97H41V95L40 96H38ZM60 97V96H59ZM77 97V96H76ZM86 97V96H85ZM91 97V96H90ZM95 97V96H94ZM98 97V96H97ZM102 97V96H101ZM189 97V96H188ZM191 97V96H190ZM239 97H241V96H239ZM92 98V97H91ZM117 98V97H116ZM145 98H146V95H145ZM144 98V99H145ZM212 98H213V96H212ZM219 98V97H218ZM258 98V97H257ZM14 99H16V97L15 98H13V100ZM35 99V98H34ZM36 99H38V98H36ZM93 99V98H92ZM108 99V101H110L111 102V104H113V105H116L117 107H115V108H121V107H123V106H119L118 104H116L117 102H118V100L117 99H114V97L113 98H111V97H109V98H107ZM129 99V98H128ZM133 99H134V97H133ZM230 99H232V98H230ZM235 99V98H234ZM248 100H249V102L248 103H243V105H242V108L243 109H248V110H250V109H253V111H255L254 110V108L256 109V108H258V107H253L252 106V104H251V99L250 98H247ZM254 99V98H253ZM262 99H263V97H262ZM94 100V99H93ZM120 100V99H119ZM132 100V99H131ZM195 100L197 101L196 103H200V105H198V104H194L195 103ZM217 100V99H216ZM240 100V99H239ZM32 101V100H31ZM34 101V100H33ZM61 101H62V99H61ZM81 101H82V99H81ZM86 101V100H85ZM91 101V100H90ZM95 101V100H94ZM124 101V100H123ZM218 101V100H217ZM225 101V100H224ZM230 101V100H229ZM256 101V103L258 102V100L256 99L255 100ZM2 102V101H1ZM0 102V103H1ZM25 102V101H24ZM41 102H42V100H41ZM59 102V101H58ZM120 102V101H119ZM239 102V101H238ZM241 102V101H240ZM239 102V103H240ZM245 102V101H244ZM14 103H16L15 101H14ZM34 103V102H33ZM35 103H36V101H35ZM45 103H48V102H45ZM56 103V102H55ZM95 103V102H94ZM121 103H122V100H121ZM134 103V102H133ZM223 103V102H222ZM233 103V102H232ZM235 103V102H234ZM26 104V103H25ZM40 104V103H39ZM58 104V103H57ZM81 104H82V102H81ZM130 104V103H129ZM206 104V103H205ZM216 104V103H215ZM225 104V103H224ZM2 105V104H1ZM45 105V104H44ZM48 105V104H47ZM46 105V106H47ZM61 105V104H60ZM76 105H77V103H76ZM96 105V104H95ZM108 105V104H107ZM131 105V104H130ZM211 105V104H210ZM221 105V104H220ZM230 105V104H229ZM228 105V106H229ZM256 105V104H255ZM22 106V105H21ZM20 106V107H21ZM38 106V105H37ZM67 106V105H66ZM141 106V105H140ZM203 106V105H202ZM225 106V105H224ZM232 106H234V105H232ZM237 106V105H236ZM235 106V107H236ZM31 107H32V105H31ZM35 107V106H34ZM78 107V106H77ZM104 107V106H103ZM108 107V106H107ZM124 107H126V106H124ZM130 107V106H129ZM138 107V106H137ZM219 107V106H218ZM17 108V107H16ZM25 108H27V107H25ZM30 108V107H29ZM64 108H65V106H64ZM81 108H83L82 106H81ZM87 108V107H86ZM105 108V107H104ZM111 108V107H110ZM194 108V109H193ZM204 108V107H203ZM208 108V107H207ZM222 108V107H221ZM224 108V107H223ZM228 108V107H227ZM230 108V107H229ZM13 109V108H12ZM11 109V110H12ZM19 109V108H18ZM21 109V108H20ZM23 109V108H22ZM21 109V110H22ZM40 109V108H39ZM38 109V110H39ZM44 109V108H43ZM63 109V108H62ZM92 109V108H91ZM112 109V108H111ZM131 109H132V107H131ZM143 109V110H142ZM190 109V110H191ZM238 109H240V108H238ZM262 109V108H261ZM29 110V109H28ZM27 110V111H28ZM34 110V109H33ZM33 110H32V113H33ZM51 110V109H50ZM66 110V109H65ZM83 110V109H82ZM120 110V109H119ZM126 110H128V109H126ZM134 110V109H133ZM211 110V109H210ZM230 110V109H229ZM259 110H260V108H259ZM31 111V110H30ZM78 111H79V109H78ZM92 111V110H91ZM115 111V110H114ZM118 111V110H117ZM116 111V112H117ZM135 111V110H134ZM207 111V110H206ZM212 111V110H211ZM217 111V110H216ZM256 111H257V109H256ZM261 111V110H260ZM60 112V111H59ZM76 112V111H75ZM101 112V111H100ZM109 112V111H108ZM123 114H124V108H123ZM128 112V111H127ZM132 112V111H131ZM140 112V111H139ZM213 112V111H212ZM228 112V111H227ZM233 112V111H232ZM251 112V111H250ZM3 113V112H2ZM5 113V112H4ZM20 113H22V112H20ZM24 113H26V112H24ZM30 113V112H29ZM38 113V112H37ZM39 113H40V111H39ZM80 113V112H79ZM84 113V112H83ZM89 113V112H88ZM99 113V112H98ZM137 113V112H136ZM147 113V112H146ZM194 113V112H193ZM201 113V112H200ZM205 113V112H204ZM216 113V112H215ZM224 113V112H223ZM241 113H242V111H241ZM11 114V113H10ZM27 114H28V112H27ZM58 114V113H57ZM90 114V113H89ZM88 114V115H89ZM105 114H107V113H105ZM105 114L103 115V116H105ZM127 114V113H126ZM129 114H130V111H129ZM199 114V113H198ZM212 114V113H211ZM221 114H222V112H221ZM237 114V113H236ZM251 114V113H250ZM1 115V114H0ZM9 115V114H8ZM21 115V114H20ZM33 115V114H32ZM37 115V114H36ZM80 115V114H79ZM95 115H96V113H95ZM95 115H92L93 117L95 116ZM107 115H109V113L107 114ZM201 115V114H200ZM203 115V114H202ZM216 115H218V114H216ZM227 115V114H226ZM231 115V114H230ZM233 115V114H232ZM237 115H239V114H237ZM4 116V115H3ZM15 116V115H14ZM31 116V115H30ZM57 116V115H56ZM75 116V115H74ZM77 116V115H76ZM100 116H101V114H100ZM112 116V115H111ZM120 116V115H119ZM118 116V117H119ZM203 116H205V115H203ZM207 116V115H206ZM213 116V115H212ZM215 116V115H214ZM242 116H243V114H242ZM248 116H254L253 114H251V115H248ZM11 116H9L8 118H10ZM22 117V116H21ZM89 117V116H88ZM107 117V116H106ZM110 117V116H109ZM126 117V116H125ZM210 117V116H209ZM229 117V116H228ZM233 117H234V115H233ZM256 117V116H255ZM254 117V118H255ZM4 118V117H3ZM3 118H2V120H3ZM16 118H18V117H16ZM15 118V119H16ZM66 118V117H65ZM75 118H77V117H75ZM79 118V117H78ZM80 118H82V117H80ZM86 118V117H85ZM101 118V117H100ZM120 119H121V116L119 117ZM118 118V119H119ZM202 118V117H201ZM206 118H208V117H206ZM216 118H218V117H216ZM223 118V117H222ZM221 118V119H222ZM261 118V117H260ZM12 119V118H11ZM11 119H10V121H11ZM14 119V118H13ZM14 119V120H15ZM19 119V118H18ZM25 119V118H24ZM28 119V118H27ZM69 119H71V118H69ZM96 119V118H95ZM102 119V118H101ZM104 119H105V117H104ZM112 119H113V117H112ZM115 119V118H114ZM113 119V120H114ZM134 119H133V116H132V114L131 115H128V118L126 119L127 120V124H130V123H133L134 122ZM205 119V118H204ZM210 119H212V118H210ZM215 119V118H214ZM219 119V118H218ZM233 119V118H232ZM245 119V118H244ZM65 120V119H64ZM79 120V119H78ZM100 120V119H99ZM236 120V119H235ZM264 120V119H263ZM3 121H5V120H3ZM17 121V120H16ZM57 121H58V119H57ZM85 122H86V120H84ZM106 121V120H105ZM104 121V122H105ZM112 121V120H111ZM117 121V120H116ZM132 121V122H131ZM254 121H256V120H254ZM42 122V121H41ZM73 122V121H72ZM98 122V121H97ZM102 122H103V120H102ZM119 122V121H118ZM121 122V121H120ZM124 122H126V121H124ZM130 122V123H129ZM141 122V121H140ZM231 122H233L234 123V121L232 120ZM250 122V121H249ZM1 123H3L2 121H1ZM8 123H9V120H8ZM20 123V122H19ZM19 123H18V126H19ZM60 123V122H59ZM110 123V122H109ZM108 123V124H109ZM122 123V122H121ZM121 123H119L120 125H121ZM134 123H136V122H134ZM203 123V122H202ZM201 123V124H202ZM206 123V122H205ZM204 123V124H205ZM224 123V122H223ZM222 123V124H223ZM227 123V122H226ZM245 123H246V121H245ZM258 123V122H257ZM6 124V123H5ZM11 124H13V122L11 123ZM23 124V123H22ZM44 124H45V122H44ZM43 124V126H45ZM54 124H56V123H54ZM61 124V123H60ZM104 124H107V123H104ZM111 124H114V122L113 123H111ZM110 124V128H112L111 126H113V125H111ZM144 124H142V125H144ZM200 124V123H199ZM225 124V123H224ZM244 124V123H243ZM248 124V123H247ZM253 124H254V122H253ZM86 126H87V124H85ZM84 125V126H85ZM91 125H93V124H91ZM98 125V124H97ZM124 125V124H123ZM131 125V124H130ZM134 125V124H133ZM137 125H139V124H137ZM137 125H135V126H137ZM208 125V124H207ZM260 125V124H259ZM1 126V125H0ZM3 126H4V124H3ZM7 126H8V124H7ZM7 126H6V128H7ZM17 126V127H18ZM40 126H41V124H40ZM56 126V125H55ZM54 126V127H55ZM68 126V125H67ZM83 126V127H84ZM88 126H90V125H88ZM109 126V125H108ZM213 126V125H212ZM212 126H210V128L212 127ZM234 126H235V124H234ZM238 126V125H237ZM243 126V125H242ZM9 128L11 127L10 126V124H9V126H8ZM53 127V126H52ZM57 127V126H56ZM96 127V126H95ZM100 127V126H99ZM107 127V126H106ZM116 127V126H115ZM132 127V126H131ZM141 127V126H140ZM156 127H161V129L159 130H157V128ZM197 127V126H196ZM196 127H194L195 129H197L198 130V127L196 128ZM201 127V126H200ZM223 127V126H222ZM221 127V128H222ZM70 128V127H69ZM119 128V127H118ZM134 128V127H133ZM132 128V129H133ZM137 128V127H136ZM145 128V127H144ZM143 128V129H144ZM156 128V129H155ZM186 128V129H185ZM202 128V127H201ZM206 128V127H205ZM213 128V127H212ZM232 128V127H231ZM14 129V128H13ZM19 129V128H18ZM36 129H38V128H36ZM49 129V128H48ZM58 129V128H57ZM86 129V128H85ZM84 129V130H85ZM93 129V128H92ZM92 129H91V131H92ZM96 129V128H95ZM99 129V128H98ZM106 129V128H105ZM113 129H114V127H113ZM120 129V128H119ZM118 129V130H119ZM126 129V128H125ZM124 129V130H125ZM128 129V128H127ZM131 129V128H130ZM185 129V130H184ZM194 129V130H195ZM214 129V128H213ZM242 129V128H241ZM249 129V128H248ZM247 129V130H248ZM74 130V129H73ZM107 130V129H106ZM105 130V131H106ZM112 130V129H111ZM142 130V129H141ZM146 130V129H145ZM201 130V129H200ZM199 130V131H200ZM208 130H209V128H208ZM228 130H229V128H228ZM38 131H40V130H38ZM49 131H50V129H49ZM52 131V130H51ZM54 131V130H53ZM61 131H63V129H61ZM67 131H68V128H67ZM85 131H87V130H85ZM96 131V130H95ZM113 131V130H112ZM142 131H144V130H142ZM149 131H150V129H149ZM203 131H204V129H203ZM209 131H211V130H209ZM235 131V130H234ZM233 131V132H234ZM10 132H12V131H10ZM9 132V134L10 135H14V133L13 134H11ZM25 132V131H24ZM58 132V131H57ZM77 132V131H76ZM98 132V131H97ZM113 132H116V131H113ZM119 132V131H118ZM130 132V131H129ZM145 132V131H144ZM147 132H148V130H147ZM205 132V131H204ZM236 132V131H235ZM235 132H234V134H235ZM245 132V129L243 130V131H241V134H243ZM256 132V131H255ZM261 132V131H260ZM259 132V133H260ZM263 132V131H262ZM8 133V132H7ZM39 133V132H38ZM46 133V132H45ZM50 133V132H49ZM48 133V134H49ZM52 133V132H51ZM84 133V132H83ZM85 133H87V132H85ZM107 133V132H106ZM111 133V132H110ZM128 133V132H127ZM146 133V132H145ZM144 133V134H145ZM200 133V132H199ZM202 133V132H201ZM214 133V132H213ZM239 133V132H238ZM248 133V132H247ZM6 133H4V135H5ZM40 134V133H39ZM55 134V133H54ZM71 134V133H70ZM74 134V133H73ZM104 134V133H103ZM112 134V133H111ZM120 134H121V132H120ZM150 134V133H149ZM204 134V133H203ZM216 134V133H215ZM225 134V133H224ZM246 134V133H245ZM18 135H19V133H18ZM24 135V134H23ZM30 135V134H29ZM32 135V134H31ZM36 135H37V133H36ZM53 134H51V136H52ZM78 135V134H77ZM131 135V134H130ZM228 135V134H227ZM0 136H1V134H0ZM8 136V135H7ZM59 136H60V133H59ZM73 136V135H72ZM87 136V135H86ZM100 136V135H99ZM123 136V135H122ZM133 136H135V135H133ZM200 136V135H199ZM225 136V135H224ZM245 136V135H244ZM261 136V135H260ZM26 137V136H25ZM36 137V136H35ZM118 137V136H117ZM116 137V138H117ZM131 137V136H130ZM141 137V138H142ZM203 137H205V135L204 136H202V138H199V140L197 141V142H199V141H202L203 142V144H204V139H203ZM211 137H212V135H211ZM263 137V136H262ZM1 139H2V137H0ZM11 138L12 137H10V140H11ZM19 138H20V136H19ZM31 138V137H30ZM33 138V137H32ZM45 138V137H44ZM58 138V137H57ZM64 138H66V137H64ZM113 138H115V137H113ZM120 138V136L118 137V139ZM132 139H133V141H134V137H131ZM138 138V137H137ZM210 138V137H209ZM13 139V138H12ZM39 139V138H38ZM48 139V138H47ZM61 139V138H60ZM102 139V138H101ZM139 139V138H138ZM205 139H206V137H205ZM8 140V139H7ZM42 140L43 139H41V142H42ZM50 140H53L52 138L50 139ZM97 140V139H96ZM111 140H112V138H111ZM120 140V139H119ZM126 140V139H125ZM128 140H129V135H128ZM204 140V141H203ZM223 140V139H222ZM226 140V139H225ZM231 140H232V144L229 146V147H226V146H222V147H219L220 148V150H219V152H220V154H218V155H220L221 156V158L223 159L222 161H224L226 158H229V160H230V158H233V157H236V158H239V153L241 152V151H243V149H242V147H240L241 145H235L234 144V142H237V141H239V140H241L239 137H231ZM4 141V140H3ZM9 141V140H8ZM27 141V140H26ZM32 141V140H31ZM36 141V140H35ZM45 141V140H44ZM66 141V140H65ZM132 141V140H131ZM141 141V140H140ZM207 141V140H206ZM224 141V140H223ZM249 141V140H248ZM1 142V141H0ZM17 142V141H16ZM15 142V143H16ZM59 142V141H58ZM57 142V143H58ZM62 142V141H61ZM77 142V141H76ZM89 142V141H88ZM94 142V141H93ZM97 142H98V140H97ZM103 142H104V140H103ZM128 142V141H127ZM137 142V141H136ZM209 142H211V141H209ZM245 142V141H244ZM11 143V142H10ZM111 143V142H110ZM201 143V142H200ZM221 143V142H220ZM224 143V142H223ZM249 143H251V141L249 142ZM259 143V142H258ZM2 144H3V142H2ZM17 144V143H16ZM20 144V143H19ZM33 144V143H32ZM37 144V143H36ZM39 144V143H38ZM43 143H41L40 145H42ZM60 144V143H59ZM192 144V143H191ZM195 145L197 144V143H194ZM212 144V143H211ZM214 144V143H213ZM236 144H238V143H236ZM247 144V143H246ZM1 145V144H0ZM4 145V144H3ZM23 145V144H22ZM25 145H26V143H25ZM24 145V146H25ZM64 145V144H63ZM105 145H106V143H105ZM109 145V144H108ZM138 145H140V144H138ZM198 145V144H197ZM252 146H253V144H251ZM13 146V145H12ZM12 146H10V147H12ZM17 146V145H16ZM65 146V145H64ZM70 146V145H69ZM99 146V145H98ZM209 146H210V144H209ZM256 146V145H255ZM1 147V146H0ZM36 147V146H35ZM56 147V146H55ZM60 147V146H59ZM77 147V146H76ZM91 146H90V144H89V148H90ZM102 147V146H101ZM118 147V146H117ZM122 147V146H121ZM212 147V146H211ZM215 147V146H214ZM250 147V146H249ZM23 148V147H22ZM28 148H29V146H28ZM41 148H43V147H41ZM57 148V147H56ZM60 148H62V147H60ZM69 148V147H68ZM74 148V147H73ZM72 148V149H73ZM84 148V147H83ZM91 148H93V147H91ZM110 148V147H109ZM131 148V147H130ZM195 148V147H194ZM198 148H199V146H198ZM218 148V147H217ZM243 148H245V147H243ZM251 148V147H250ZM253 148V147H252ZM257 148V147H256ZM255 148V149H256ZM26 149V148H25ZM30 149V148H29ZM35 149V148H34ZM44 149V148H43ZM55 149V148H54ZM70 149V148H69ZM88 149V148H87ZM107 149V148H106ZM133 148H131V150H132ZM207 148L204 146H202L201 147V149H200V154H201V156L204 154V151H207L206 150ZM240 149H242L240 152H239V150ZM259 149V148H258ZM262 149V148H261ZM31 150V149H30ZM61 150V149H60ZM95 150V149H94ZM108 150V149H107ZM115 150H116V148H115ZM127 150V149H126ZM130 150V151H131ZM253 150V149H252ZM22 151H23V149H22ZM33 151V150H32ZM41 151V150H40ZM39 151V152H40ZM44 151V150H43ZM43 151H41V152H43ZM77 151V150H76ZM92 151V150H91ZM117 151V150H116ZM123 151H124V149H123ZM122 151V152H123ZM133 151V150H132ZM136 151V150H135ZM139 151V154H140V151L141 150H138ZM146 151V150H145ZM263 151H264V149H263ZM262 151V152H263ZM8 152V151H7ZM12 152V151H11ZM11 152H10V154H11ZM17 152V151H16ZM50 152V151H49ZM69 152V151H68ZM90 152V151H89ZM88 152V153H89ZM105 152H107L106 150H105ZM112 152V151H111ZM120 152H121V150H120ZM253 152V151H252ZM251 152V153H252ZM2 153V152H1ZM18 153V152H17ZM25 153V152H24ZM38 153V152H37ZM45 153V152H44ZM60 153H61V151H60ZM94 153V152H93ZM138 153V152H137ZM137 153H135V154H137ZM142 153H143V151H142ZM251 153H250V155H251ZM23 154V153H22ZM57 154H59V152H57ZM62 154V156H63V153H61ZM87 154V153H86ZM90 154V153H89ZM88 154V155H89ZM106 154V153H105ZM116 154V153H115ZM123 154V153H122ZM125 154H126V152H125ZM131 154V153H130ZM148 154V153H147ZM197 154V153H196ZM242 154V153H241ZM260 154V153H259ZM28 155V154H27ZM34 155V154H33ZM36 155V154H35ZM68 155H70V154H68ZM88 155H86V157L88 156ZM107 155V154H106ZM106 155H104V156H106ZM110 155V154H109ZM249 155V156H250ZM264 155V154H263ZM29 156V155H28ZM31 156H32V154H31ZM61 156V157H62ZM90 156V155H89ZM96 156V155H95ZM97 156H99V155H97ZM253 158H255L256 156H253V155H251ZM33 157V156H32ZM51 157V156H50ZM53 157V156H52ZM84 157V156H83ZM111 157V156H110ZM115 157V156H114ZM132 157H134V156H132ZM190 157H192V156H190ZM195 158H197L198 156L196 155V156H194ZM203 157V156H202ZM209 157V156H208ZM17 159H18V157H16ZM25 158V157H24ZM76 158V157H75ZM116 158V157H115ZM125 158V157H124ZM251 158V157H250ZM257 158V157H256ZM19 159H21V158H19ZM30 159H32L31 157H30ZM35 159H36V157H35ZM44 159V158H43ZM60 159V158H59ZM77 159V158H76ZM137 159V158H136ZM140 159V158H139ZM146 159V158H145ZM199 159V158H198ZM206 159V158H205ZM211 159V158H210ZM246 159V158H245ZM38 160V159H37ZM52 160V159H51ZM62 160V159H61ZM71 160V159H70ZM86 160V159H85ZM91 160V159H90ZM95 160V159H94ZM97 160V159H96ZM104 160L106 161V159L104 158ZM135 160V159H134ZM193 160H195V159H193ZM201 159H199V161H200ZM204 160V159H203ZM218 160V159H217ZM228 160V159H227ZM255 160V159H254ZM258 160H260V159H258ZM56 161H57V159H56ZM72 161V160H71ZM88 161V160H87ZM93 161V160H92ZM114 161V160H113ZM189 161H191V160H189ZM198 161V160H197ZM219 161V160H218ZM226 161V160H225ZM240 161V160H239ZM20 162V161H19ZM34 162H35V160H34ZM70 162V161H69ZM91 162V161H90ZM97 161H95V163H96ZM109 162V161H108ZM108 162L106 161V163L108 164ZM116 162H117V160H116ZM129 162V161H128ZM127 162V163H128ZM203 162V161H202ZM205 162V161H204ZM235 162H237V161H235ZM233 160L230 162V165H232L233 167H235L236 166V164H238V162L237 163H235ZM255 162V161H254ZM261 162V161H260ZM33 163V162H32ZM61 163V162H60ZM84 163H86V162H84ZM102 163V162H101ZM114 163H115V161H114ZM118 164L120 163V162H117ZM141 163H142V161H141ZM222 163H224V162H222ZM241 163H243V162H241ZM245 163V162H244ZM36 164H37V161H36ZM41 164V163H40ZM43 164H45V162H43ZM70 164V163H69ZM92 164H94V163H92ZM110 164V163H109ZM123 164V163H122ZM130 164V163H129ZM129 164H127V165H129ZM139 164H140V160H139ZM187 164V163H186ZM186 164H185V166H186ZM188 164H190L189 162H188ZM199 164V163H198ZM251 165H252V163H250ZM255 164V163H254ZM33 165H35L34 163H33ZM48 165V164H47ZM61 165V164H60ZM102 165V164H101ZM117 164H115L114 166H116ZM133 165V164H132ZM144 165V164H143ZM166 166V168L164 169V172H163V174L162 175H159V171H160V169H162V168H160L161 166ZM191 165H194V164H192V162H191ZM244 165V164H243ZM257 165V164H256ZM263 165H264V161H263ZM5 166V165H4ZM84 166H85V164H84ZM93 166V165H92ZM96 166V165H95ZM98 166V165H97ZM107 166V165H106ZM111 166V165H110ZM114 166H113V169H114ZM138 166V165H137ZM142 166V165H141ZM199 166H200V164H199ZM220 166V165H219ZM226 166V165H225ZM224 166V167H225ZM240 166V165H239ZM245 166V165H244ZM262 166V165H261ZM21 167V166H20ZM76 167V166H75ZM121 167V166H120ZM134 167H136L135 165H134ZM205 167V166H204ZM203 167V168H204ZM223 167V166H222ZM224 167H223V171H225L224 170ZM242 167V166H241ZM259 167H260V165H259ZM259 167L257 168V169H259ZM264 167V166H263ZM17 168V167H16ZM45 167H43V169H44ZM108 168V167H107ZM126 168H128V167H126ZM129 168H130V166H129ZM208 168H210V167H208ZM214 168V167H213ZM216 168H218V167H216ZM249 168V167H248ZM255 168V169H256ZM261 168V167H260ZM49 169V168H48ZM59 169V168H58ZM75 169H77V168H75ZM74 169V170H75ZM83 169V168H82ZM86 169V168H85ZM91 169H93V168H91ZM227 169V168H226ZM242 169H243V167H242ZM250 169V168H249ZM252 169H254V168H252ZM1 170V169H0ZM63 170V169H62ZM118 170V169H117ZM127 170V169H126ZM129 170V169H128ZM131 170V169H130ZM233 170V169H232ZM231 170V171H232ZM244 170V169H243ZM243 170H241V171H243ZM44 171V170H43ZM52 171V170H51ZM60 171V170H59ZM109 171V170H108ZM120 171H121V169H120ZM195 171V170H194ZM215 171V170H214ZM255 171V170H254ZM257 171V170H256ZM45 172V171H44ZM43 172V175L45 174ZM71 172V171H70ZM158 172V173H157ZM205 172H207V171H205ZM211 172H212V170H211ZM219 172V171H218ZM233 172V171H232ZM235 172H237V170L235 171ZM34 173V172H33ZM37 173H38V171H37ZM57 173V172H56ZM59 173V172H58ZM126 173V172H125ZM210 173V172H209ZM220 173V172H219ZM246 173V172H245ZM253 173V172H252ZM255 173H258V172H255ZM78 174V173H77ZM82 174V173H81ZM103 174V173H102ZM112 174H114V173H112ZM182 174V173H181ZM187 174V173H186ZM226 174V173H225ZM247 174V173H246ZM264 174V173H263ZM263 174H260V175H263ZM110 175V174H109ZM118 175V174H117ZM122 175V174H121ZM120 175V176H121ZM124 175V174H123ZM132 175V174H131ZM253 175V174H252ZM42 176V175H41ZM66 176V175H65ZM84 176V175H83ZM83 176H81V177H83ZM106 176V175H105ZM112 176V175H111ZM133 176V175H132ZM200 176V175H199ZM219 176V175H218ZM239 176V175H238ZM237 176V177H238ZM251 176V175H250ZM256 177H257V175H255ZM254 176V177H255ZM32 177V176H31ZM131 177V176H130ZM176 177V176H175ZM180 177V176H179ZM216 177V176H215ZM214 177V178H215ZM220 178H221V176H219ZM232 177H234V174H233V176ZM28 177H26V179H27ZM53 178V177H52ZM87 178V177H86ZM98 178V177H97ZM104 178H106V177H104ZM108 178V177H107ZM109 178H110V176H109ZM111 178H113V177H111ZM115 178V177H114ZM121 178V177H120ZM177 178V177H176ZM192 178V177H191ZM205 179L207 178L206 176L204 177ZM208 178H210L209 176H208ZM226 178H227V176H226ZM236 178V177H235ZM253 178V177H252ZM3 179V178H2ZM35 179V178H34ZM50 179V178H49ZM116 179V178H115ZM128 179V178H127ZM131 179V178H130ZM195 179V178H194ZM197 179V178H196ZM78 180V179H77ZM105 180V179H104ZM109 180V179H108ZM119 180V179H118ZM122 180V179H121ZM199 180V179H198ZM201 180V179H200ZM208 180V179H207ZM231 180V179H230ZM255 180V179H254ZM259 180V179H258ZM29 181V180H28ZM61 181H62V179H61ZM69 181V180H68ZM87 181V180H86ZM85 181V182H86ZM110 181V180H109ZM126 181V180H125ZM130 181H129V183H130ZM204 182H205V180H203ZM226 181V180H225ZM241 181V180H240ZM249 181H251V180H249ZM38 182V181H37ZM77 182V181H76ZM111 182H112V180H111ZM159 182V181H158ZM230 182H232V180L230 181ZM45 183V182H44ZM66 183V182H65ZM69 183H70V181H69ZM108 184H109V182H107ZM120 183V182H119ZM118 183V184H119ZM128 183V182H127ZM222 183V182H221ZM225 183V182H224ZM238 183H240L239 181H238ZM237 183V184H238ZM263 183V182H262ZM2 184V183H1ZM26 184V183H25ZM61 184H63L62 182H61ZM61 184H59L60 186H61ZM106 183H104V185H105ZM178 184V183H177ZM181 184V183H180ZM192 184H194V183H192ZM213 184V183H212ZM227 184V183H226ZM226 184H224V185H222L223 187V189H224V186L226 185ZM236 184V185H237ZM64 185V184H63ZM115 185H117V184H115ZM122 185V184H121ZM130 185V184H129ZM158 185V184H157ZM198 185V184H197ZM219 185V184H218ZM229 185V184H228ZM243 185H244V183H243ZM123 186V185H122ZM134 187H135V185H133ZM167 186V185H166ZM170 186H171V184H170ZM217 186V185H216ZM215 186V187H216ZM240 186V185H239ZM238 186V187H239ZM251 185H249V187H250ZM258 186V185H257ZM262 186V185H261ZM36 187V186H35ZM40 187V186H39ZM234 187V186H233ZM34 188V187H33ZM63 188V187H62ZM200 188V187H199ZM214 188V187H213ZM226 188V187H225ZM237 188V187H236ZM240 188V187H239ZM252 188V187H251ZM54 189V188H53ZM176 189V188H175ZM201 189V188H200ZM243 189V188H242ZM248 189V188H247ZM40 190V189H39ZM84 190V189H83ZM245 190V189H244ZM32 191V190H31ZM48 191V190H47ZM63 191V190H62ZM215 191H217V190H215ZM258 191V190H257ZM263 191V190H262ZM38 192V191H37ZM39 192H41V190L39 191ZM209 192V191H208ZM239 192H241V191H239ZM60 193H61V191H60ZM157 193V192H156ZM163 193V192H162ZM212 193H213V191H212ZM224 193V192H223ZM227 193V192H226ZM247 193V192H246ZM57 194V193H56ZM202 194V193H201ZM218 194V193H217ZM233 194V193H232ZM39 195V194H38ZM41 195V194H40ZM59 195V194H58ZM61 195V194H60ZM153 195V194H152ZM157 195V194H156ZM156 195H155V197H156ZM170 195V194H169ZM238 195V194H237ZM255 195V194H254ZM154 196V195H153ZM160 196V195H159ZM158 195H157V197H159ZM195 196V195H194ZM48 197V196H47ZM154 197V198H155ZM201 197V196H200ZM220 197H221V195H220ZM223 197V196H222ZM248 197V196H247ZM97 198V197H96ZM194 198V197H193ZM262 198V197H261ZM41 199V198H40ZM39 199V200H40ZM156 199H158V198H156ZM195 199H197V198H195ZM236 199V198H235ZM245 199H247V198H245ZM256 199H257V197H256ZM58 200V199H57ZM161 200V199H160ZM214 200V199H213ZM263 200H264V198H263ZM41 201H42V199H41ZM40 201V202H41ZM44 201V200H43ZM199 201V200H198ZM201 201V200H200ZM57 202V201H56ZM55 202V203H56ZM149 202V201H148ZM156 204H157V202L156 201H154ZM173 202V201H172ZM176 202V201H175ZM202 202V201H201ZM225 202V201H224ZM259 202H260V200H259ZM43 203V202H42ZM42 203H40V205H42ZM146 202L144 201V204H145ZM211 203V202H210ZM221 203V202H220ZM247 203V202H246ZM249 203V202H248ZM39 204V203H38ZM133 204V203H132ZM149 204V203H148ZM188 204V203H187ZM198 204V203H197ZM208 204V203H207ZM263 204V203H262ZM48 205H49V203H48ZM125 205V204H124ZM180 205V204H179ZM184 205V204H183ZM218 205H220V209L222 208L221 207V204H218ZM223 205H226V204H223ZM229 205V204H228ZM227 205V206H228ZM236 205V204H235ZM244 205V204H243ZM251 205V204H250ZM129 206V205H128ZM147 206V205H146ZM185 206V205H184ZM198 206V205H197ZM196 206V207H197ZM238 206V205H237ZM248 206V205H247ZM42 207V206H41ZM123 207V206H122ZM229 207V206H228ZM231 207V206H230ZM246 207V206H245ZM263 207V206H262ZM36 208V207H35ZM39 208V207H38ZM50 208H52V207H50ZM158 208V207H157ZM175 208H178L177 206L175 207ZM204 208V207H203ZM210 208V207H209ZM214 208V207H213ZM248 208H250V207H248ZM42 209H43V207H42ZM45 209H47V207L45 208ZM44 209V210H45ZM126 209V208H125ZM128 209V208H127ZM141 209H142V207H141ZM160 209V208H159ZM180 209V208H179ZM201 209V208H200ZM214 209H216V208H214ZM220 209H219V211H220ZM258 209V208H257ZM109 210V209H108ZM161 210V209H160ZM197 210H198V207H197ZM203 210V209H202ZM201 210V211H202ZM210 210V209H209ZM46 211V210H45ZM45 211H42L43 213H46L47 214V212H45ZM48 211V210H47ZM213 211V210H212ZM228 211V210H227ZM226 211V212H227ZM256 211V210H255ZM52 212V211H51ZM153 212V211H152ZM159 212V211H158ZM185 212V211H184ZM231 212V211H230ZM248 212V211H247ZM124 213V212H123ZM122 213V214H123ZM162 213V212H161ZM174 213V212H173ZM172 213V214H173ZM176 213H178V212H176ZM200 213V212H199ZM240 213V212H239ZM245 213V212H244ZM262 213V212H261ZM92 214V213H91ZM190 214V213H189ZM38 215V214H37ZM41 215V214H40ZM118 215V214H117ZM233 215V214H232ZM259 215H260V212H259ZM43 216H45V215H43ZM94 216V215H93ZM122 216V215H121ZM143 216V215H142ZM212 216H213V214H212ZM231 216V215H230ZM119 217V216H118ZM172 217V216H171ZM252 217V216H251ZM261 217V216H260ZM44 218V217H43ZM42 218V219H43ZM94 218V217H93ZM92 218V219H93ZM127 218V217H126ZM140 218H141V216H140ZM146 218V217H145ZM177 218V217H176ZM182 218V217H181ZM214 218V217H213ZM217 218V217H216ZM249 218V217H248ZM256 218V217H255ZM259 218V217H258ZM257 218V219H258ZM263 218V217H262ZM119 219V218H118ZM144 219V218H143ZM157 219V218H156ZM215 219V218H214ZM213 219V220H214ZM220 219H221V217H220ZM237 219V218H236ZM150 220V219H149ZM174 220V219H173ZM224 220V219H223ZM243 220V219H242ZM37 221V220H36ZM35 221V222H36ZM91 221V220H90ZM123 221V220H122ZM130 221V220H129ZM128 221V222H129ZM222 221V220H221ZM245 221V220H244ZM247 221V220H246ZM261 221V220H260ZM38 222V221H37ZM111 222V221H110ZM149 222V221H148ZM184 222H185V220H184ZM195 222V221H194ZM224 222V221H223ZM28 223V222H27ZM94 223V222H93ZM132 223V222H131ZM131 223H130V225H131ZM143 223V222H142ZM171 223V222H170ZM191 223V222H190ZM213 223V222H212ZM230 223V222H229ZM233 223V222H232ZM37 224V223H36ZM133 224V223H132ZM173 224V223H172ZM39 225V224H38ZM92 225V224H91ZM90 225V226H91ZM177 225V224H176ZM217 225V224H216ZM225 225H227V224H225ZM234 225V224H233ZM240 225V224H239ZM241 225H242V223H241ZM244 225V224H243ZM257 225V224H256ZM256 225H254V227L256 226ZM39 226H41V224L39 225ZM161 226V225H160ZM181 226V225H180ZM197 226V225H196ZM211 226V225H210ZM229 226V225H228ZM245 226H247V225H245ZM248 226H249V224H248ZM251 226V225H250ZM94 227V226H93ZM140 227V226H139ZM144 227V226H143ZM153 227V226H152ZM179 227V226H178ZM184 227V226H183ZM39 228V227H38ZM212 228V227H211ZM218 228V227H217ZM231 228V227H230ZM248 228V227H247ZM260 228V227H259ZM91 229V228H90ZM143 229V228H142ZM152 229V228H151ZM164 229V228H163ZM169 229V228H168ZM175 229V228H174ZM179 229V228H178ZM186 229V228H185ZM206 229V228H205ZM223 229V228H222ZM232 229H233V227H232ZM245 229V228H244ZM255 229V228H254ZM36 230V229H35ZM177 230V229H176ZM189 230V229H188ZM209 231H210V229H208ZM217 230V229H216ZM221 230V229H220ZM253 230V229H252ZM38 231V230H37ZM101 231V230H100ZM153 231V230H152ZM171 231V230H170ZM170 231H169V233H170ZM178 231V230H177ZM180 231V230H179ZM190 231V230H189ZM200 231V230H199ZM206 231V230H205ZM251 231V230H250ZM263 231V230H262ZM159 232H161V231H159ZM236 232V231H235ZM255 232V231H254ZM100 233H102V232H100ZM121 233V232H120ZM152 233V232H151ZM156 233V232H155ZM193 233V232H192ZM201 233V232H200ZM210 233V232H209ZM251 233H253V232H251ZM112 234V233H111ZM154 234V233H153ZM211 234V233H210ZM236 234V233H235ZM249 234H250V232H249ZM264 234V233H263ZM103 235L104 234H102V237H103ZM123 235V234H122ZM145 235V234H144ZM157 235V234H156ZM161 235V234H160ZM172 235V234H171ZM185 235V234H184ZM237 235V234H236ZM262 235V234H261ZM93 236V235H92ZM155 236V235H154ZM176 236V235H175ZM207 236V235H206ZM220 236H221V234H220ZM229 236V235H228ZM227 236V237H228ZM234 236V235H233ZM119 237V236H118ZM125 237H127V236H125ZM135 237V236H134ZM157 237V236H156ZM211 237V236H210ZM225 237V236H224ZM239 237V236H238ZM241 237H243V236H241ZM92 238V237H91ZM121 238V237H120ZM190 238V237H189ZM221 238V237H220ZM264 238V237H263ZM124 239V238H123ZM157 239V238H156ZM167 239H168V237H167ZM204 239H206V237L204 238ZM218 239V238H217ZM229 239V238H228ZM242 239V238H241ZM243 239H246L245 237L243 238ZM250 239V238H249ZM213 240V239H212ZM216 240V239H215ZM239 240V239H238ZM254 240V239H253ZM102 241H104V239L102 240ZM122 241V240H121ZM168 241V240H167ZM185 241V240H184ZM218 241V240H217ZM236 241V240H235ZM246 241V240H245ZM259 241V240H258ZM109 242H110V240H109ZM122 242H124V241H122ZM137 242V241H136ZM140 242V241H139ZM163 242V241H162ZM195 242V241H194ZM231 242V241H230ZM111 243V242H110ZM127 243V242H126ZM154 243V242H153ZM185 243V242H184ZM236 243V242H235ZM240 242H238V244H239ZM105 244V243H104ZM103 244V245H104ZM142 244V243H141ZM237 244V245H238ZM254 244V243H253ZM136 245V244H135ZM154 245V244H153ZM167 245V244H166ZM212 245V244H211ZM234 245V244H233ZM255 245V244H254ZM257 245V244H256ZM258 245H259V243H258ZM94 246V245H93ZM147 246V245H146ZM206 246H207V244H206ZM216 246V245H215ZM104 247V246H103ZM150 247V246H149ZM154 247V246H153ZM160 247V246H159ZM198 247V246H197ZM217 247V246H216ZM236 247V246H235ZM246 247V246H245ZM250 247V246H249ZM248 247V248H249ZM252 247V246H251ZM111 248V247H110ZM123 248V247H122ZM135 248V247H134ZM207 248V247H206ZM209 248V247H208ZM220 248V247H219ZM224 248V247H223ZM229 248V247H228ZM230 248H232V247H230ZM234 248V247H233ZM255 248H257V247H255ZM254 248V249H255ZM263 248V247H262ZM104 249V248H103ZM112 249V248H111ZM150 249V248H149ZM154 249V248H153ZM185 249V248H184ZM194 249H196V248H194ZM213 249V248H212ZM226 249V248H225ZM147 250V249H146ZM159 250V249H158ZM161 250V249H160ZM197 250V249H196ZM216 250V249H215ZM242 250V249H241ZM252 250V249H251ZM263 250V249H262ZM133 251V250H132ZM142 251V250H141ZM187 251V250H186ZM189 251V250H188ZM264 251V250H263ZM97 252V251H96ZM101 252V251H100ZM125 252V251H124ZM123 252V253H124ZM191 252V251H190ZM198 252H200V250L198 251ZM198 252H196L197 254H198ZM216 252V251H215ZM221 252V251H220ZM236 252V251H235ZM113 253V252H112ZM122 253V254H123ZM136 253V252H135ZM180 253V252H179ZM195 253V254H196ZM200 253H203V252H200ZM205 253H207V252H204V254ZM240 253V252H239ZM257 253V252H256ZM107 254V253H106ZM125 254V253H124ZM138 254V253H137ZM163 254V253H162ZM209 254V253H208ZM215 254V253H214ZM235 254V253H234ZM245 254H247L246 252H245ZM108 255V254H107ZM111 255V254H110ZM152 255V254H151ZM172 255V254H171ZM170 255V256H171ZM233 255V254H232ZM97 256V255H96ZM136 256V255H135ZM146 256V255H145ZM205 256V255H204ZM218 256V255H217ZM226 256V255H225ZM124 257H125V255H124ZM128 257V256H127ZM151 257H153V255L151 256ZM150 257V258H151ZM161 258H162V256H160ZM202 257V256H201ZM208 257V256H207ZM221 257V256H220ZM231 257V256H230ZM244 257V256H243ZM149 258V257H148ZM161 258H159L160 260H161ZM99 259V258H98ZM130 259H132V258H130ZM199 259V258H198ZM197 259V260H198ZM257 259V258H256ZM118 260V259H117ZM208 260V259H207ZM236 260V259H235ZM252 260V259H251ZM96 261V260H95ZM101 261V260H100ZM99 261V262H100ZM120 261V260H119ZM142 261V260H141ZM145 261V260H144ZM222 261V260H221ZM227 261V260H226ZM237 261V260H236ZM262 261V260H261ZM117 262V261H116ZM139 262V261H138ZM229 263H230V261H228ZM240 262V261H239ZM253 262V261H252ZM254 262H256V260L254 261ZM253 262V263H254ZM98 263V262H97ZM96 263V264H97ZM203 263V262H202ZM95 264V263H94ZM137 264V263H136ZM143 264V263H142ZM158 264V263H157ZM230 264H233V263H230ZM251 264V263H250ZM256 264V263H255Z\"/></svg>",
	"mask_w": 264,
	"mask_h": 264
},
{
	"label": "crops",
	"instance_id": "3",
	"mask_svg": "<svg viewBox=\"0 0 264 264\" xmlns=\"http://www.w3.org/2000/svg\"><path fill=\"white\" fill-rule=\"evenodd\" d=\"M216 1L226 2L234 6L235 10L240 14L236 28L243 42L250 46L254 57L260 56L264 58V1H259L263 8L261 6L257 7L256 0ZM246 7L251 8L247 9ZM245 9H247V12H244Z\"/></svg>",
	"mask_w": 264,
	"mask_h": 264
}]
</instances>
